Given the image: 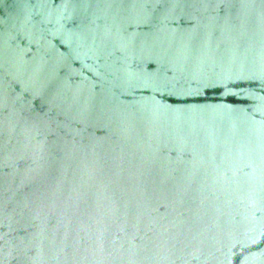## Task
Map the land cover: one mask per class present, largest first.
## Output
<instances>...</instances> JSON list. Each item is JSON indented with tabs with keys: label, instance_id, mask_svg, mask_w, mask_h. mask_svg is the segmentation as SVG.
Listing matches in <instances>:
<instances>
[{
	"label": "water",
	"instance_id": "water-1",
	"mask_svg": "<svg viewBox=\"0 0 264 264\" xmlns=\"http://www.w3.org/2000/svg\"><path fill=\"white\" fill-rule=\"evenodd\" d=\"M0 264H264V0H0Z\"/></svg>",
	"mask_w": 264,
	"mask_h": 264
}]
</instances>
